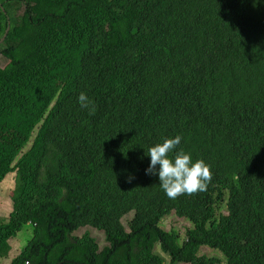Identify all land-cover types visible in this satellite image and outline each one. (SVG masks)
I'll list each match as a JSON object with an SVG mask.
<instances>
[{"label":"trees","instance_id":"trees-1","mask_svg":"<svg viewBox=\"0 0 264 264\" xmlns=\"http://www.w3.org/2000/svg\"><path fill=\"white\" fill-rule=\"evenodd\" d=\"M7 28L0 258L30 222L8 264H163L156 245L168 264H221L201 246L264 264V0H0ZM176 135L212 179L173 200L145 152ZM171 212L191 224L181 241L160 226ZM86 226L107 244L74 234Z\"/></svg>","mask_w":264,"mask_h":264},{"label":"clouds","instance_id":"clouds-1","mask_svg":"<svg viewBox=\"0 0 264 264\" xmlns=\"http://www.w3.org/2000/svg\"><path fill=\"white\" fill-rule=\"evenodd\" d=\"M77 99L81 108L88 109L90 115L95 113V105L86 93L81 92ZM181 139L180 135L174 138H161L162 142L148 147L145 152V155L150 157V164L145 170L146 174L158 175L161 189L167 198L173 200L181 195H194L199 191H204L212 179L211 166L208 163L203 159L193 161L191 154L183 148L177 150ZM132 179L133 177H129L128 182Z\"/></svg>","mask_w":264,"mask_h":264},{"label":"rangeland","instance_id":"rangeland-1","mask_svg":"<svg viewBox=\"0 0 264 264\" xmlns=\"http://www.w3.org/2000/svg\"><path fill=\"white\" fill-rule=\"evenodd\" d=\"M6 61L4 59H0V66H3ZM30 145V142H27L24 146L23 150L27 149ZM16 184V173L9 172L5 175V177L0 181V221L6 219L9 212L11 211V195L12 190ZM223 212H225L223 210ZM131 214H127L122 218V223L126 224V219H129ZM160 226L165 230H172L178 232L179 240L181 241L184 238L185 230L188 227H191L190 222H188L184 218L177 217L174 213H169L164 216L160 221ZM85 231H88L91 236L96 239L99 248H102L106 245V241L104 239V235L102 231L94 229L92 227L86 226L79 228L75 231L77 236H80ZM32 236V227L29 224L23 225L22 229L17 232L16 236L9 239V244L11 246L8 255L6 257L0 258V264H8L11 258H13L18 252L26 245L27 241ZM153 251L164 258L163 264H168L169 257L167 254L163 253L158 245H156ZM199 254H205L207 256L219 257L221 259V264H225V257L222 253L216 249L210 248L208 246H201L199 250ZM224 257V258H223ZM179 264H189V263H179Z\"/></svg>","mask_w":264,"mask_h":264},{"label":"water","instance_id":"water-1","mask_svg":"<svg viewBox=\"0 0 264 264\" xmlns=\"http://www.w3.org/2000/svg\"><path fill=\"white\" fill-rule=\"evenodd\" d=\"M8 28L6 29V31L4 32L3 36L0 38V41L3 40L7 34Z\"/></svg>","mask_w":264,"mask_h":264}]
</instances>
